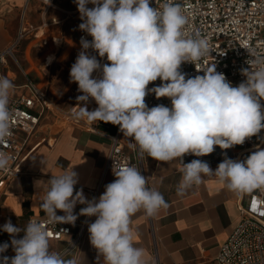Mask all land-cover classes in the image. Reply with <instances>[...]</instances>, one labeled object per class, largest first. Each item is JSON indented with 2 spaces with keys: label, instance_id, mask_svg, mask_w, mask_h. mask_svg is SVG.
Segmentation results:
<instances>
[{
  "label": "clouds",
  "instance_id": "clouds-1",
  "mask_svg": "<svg viewBox=\"0 0 264 264\" xmlns=\"http://www.w3.org/2000/svg\"><path fill=\"white\" fill-rule=\"evenodd\" d=\"M83 21L79 29L92 37L81 38L82 50L70 69V80L78 84V111L74 119L88 124L99 121L118 125L124 137L132 138L129 146L157 161L179 160L182 179L178 195L200 184L205 176H215L228 189L237 192L264 187V149H258L244 161L225 158L212 170L199 159L183 163L185 154L196 157L213 153L215 146L230 149L242 145L247 138L264 129V58L249 60L251 68L243 69L246 77L232 86L215 65L204 75L185 78L179 71L183 62L197 64L209 54L205 38L185 34L189 23L182 6L166 0L162 8L150 6V0H74ZM50 3V0H49ZM88 4L94 7H87ZM110 63L101 65L96 55ZM250 56L254 51L247 49ZM49 63L53 57H49ZM99 76L93 78V73ZM161 80L159 86L148 88ZM13 82L0 76V145L11 136L13 112L9 107ZM149 92L157 98L167 97L171 107L163 104L149 108L145 97ZM93 99L98 107L89 111L86 104ZM84 102L85 106H79ZM10 156L0 151V170L9 165ZM116 179L105 186L98 200H87L82 189L76 191L77 173L72 167L36 187L44 195L40 207L47 223L74 224L77 203L85 204L80 215L96 219L88 225L91 245L101 254L106 264H145L144 250L135 247L129 227L130 218L140 209L148 216L155 215L168 204L156 189L148 187V180L135 166H113ZM60 210L64 215H57ZM2 230L12 237L14 257H3L2 264H79L77 258L65 260L50 251L49 233L36 220L24 229L6 222ZM23 231L22 238L17 239ZM8 243L0 245V253Z\"/></svg>",
  "mask_w": 264,
  "mask_h": 264
},
{
  "label": "crops",
  "instance_id": "crops-1",
  "mask_svg": "<svg viewBox=\"0 0 264 264\" xmlns=\"http://www.w3.org/2000/svg\"><path fill=\"white\" fill-rule=\"evenodd\" d=\"M25 4L26 0H0V53L9 49L13 50V56H7L6 63H0V76L9 78L14 84V88L10 90V101L18 97L28 80H31L49 92L57 105L64 108L63 93H60L58 89V75L50 77L49 74L56 64L61 65L62 68L65 66L71 68L75 63L82 50L79 37L83 31L78 34V50L73 48L67 53L70 45L66 40L68 39L66 30L70 18L56 16L53 8L46 11L38 1H30L26 11ZM14 6H18L22 11L18 31L13 27L14 18L11 11ZM24 12L26 23L31 25H35L36 16H39L40 24L50 22L52 18L65 20L61 29L53 27L49 30L53 33H62L64 43L60 48L44 47L38 40H30L25 52V59L28 61L27 69L21 67L15 55L18 45L26 41V39L19 40ZM78 12L77 10L76 13ZM76 23L81 24L79 17L76 18ZM33 43L36 46L33 47ZM64 46L66 48L62 50ZM31 47L40 54L39 59H44L43 71L46 72L49 80L47 85H42L41 82L30 77L29 71L34 70L37 73L29 61L32 59L30 53L28 54ZM49 57H53L50 63ZM64 57L65 60H62ZM105 60L106 57L100 59L101 65ZM15 67L19 70H15ZM98 76L99 73L96 72L94 78ZM77 105L78 101L71 106V109H75L73 107ZM79 106L84 107V102H79ZM86 107L92 111L98 105L92 99L91 102H87ZM76 109L78 110V107ZM94 124L96 130L67 126L59 132L40 131L39 137L33 140L32 144H35L41 136L47 135V140L34 150L24 164L22 173L13 176L3 187L0 198V236L12 238L2 230L3 225L8 221L24 229L32 216L47 218L40 207L44 193L36 187L37 181L46 183L52 176H59L72 167L78 176L74 195L76 191L82 189L87 200L93 198L98 200L104 193L105 186L116 179L113 175L104 176L103 173L111 151L110 137L118 133L119 126L103 121ZM131 139L120 133V141L125 152L136 157V149L129 146ZM141 164L149 187L156 188L168 204L166 209L161 208L152 216V221L151 216H148L143 209L130 218L129 227L134 236L133 244L144 250L145 264H217L221 246L241 220L240 207L244 201L243 192L228 189L215 176H205L200 184H193L182 195H178L177 189L183 175L179 160L162 162L145 154L141 156ZM211 169L215 170L213 167ZM1 176L0 173V178ZM85 206L80 203L75 205L73 214L77 216V219L74 224H71L74 234L81 225L85 224L82 244L76 250L65 254L63 258L68 260L75 257L79 264H106L103 256L90 243L88 225L93 223L96 217L79 214L81 208ZM57 215H64V213L57 210ZM23 235L21 231L16 237L20 239ZM71 240V236H66L61 242L49 241L50 251L64 254Z\"/></svg>",
  "mask_w": 264,
  "mask_h": 264
},
{
  "label": "built area",
  "instance_id": "built-area-1",
  "mask_svg": "<svg viewBox=\"0 0 264 264\" xmlns=\"http://www.w3.org/2000/svg\"><path fill=\"white\" fill-rule=\"evenodd\" d=\"M30 1L33 0H26L25 11ZM34 1L40 2L46 11L55 6V0H50V3L49 0ZM165 2L166 0H150V6L162 8ZM172 2L180 4L184 15L188 17L189 23L185 27L186 36L205 38L209 44V54L196 65L191 62L181 64L179 71L185 74L186 79L197 75L203 76L205 70L215 65L216 71L223 73L232 86H238L246 80V77L242 75L243 69L255 70V65H250L248 61L254 57L264 58V0H172ZM87 7L92 8L94 5L88 4ZM25 20L24 12L19 40L35 39L44 47L60 48L63 45L62 33H53L49 30L53 27L61 29L65 20L52 18L50 22H44L39 27L26 23ZM80 21L82 23L81 19ZM81 38L91 41V36L86 32L81 34L79 42ZM80 48L82 49L81 43ZM247 49L253 50L254 56H250ZM9 55L13 56L12 49L0 53V63H6ZM160 84L161 80L158 78L151 82L148 88L151 89ZM145 103L149 108L159 104L171 107L169 98H157L151 92L145 97ZM260 103L264 111V101L261 100ZM9 107L13 112L11 136L7 138L5 144L0 145V151L8 154L11 159L8 167L0 170L2 175L0 198L6 183L13 176L22 173L24 164L34 150L47 140V135L41 136L35 144H32V141L39 137L42 126L46 125L45 120L54 121L51 126L56 125L55 127L58 128L61 127L59 122H63L68 126L84 130H96L95 124H88L85 120L73 118L72 113L78 111L76 108L65 110L59 107L49 92L31 80H28L23 87L22 93L9 102ZM120 133L119 129L117 134L110 137L111 151L104 167V176H114L113 166L128 164L138 168L145 177L141 154L137 149L136 157L125 152L120 141ZM258 149H264V129L247 138L242 145H235L230 149L215 146L211 154L201 157L185 154L182 161L186 164L193 159H199L216 169L225 156L233 160L244 161ZM243 200L240 207L241 220L231 236L221 246L217 264H264V187L243 192ZM31 220L39 221L44 225L49 233V241L61 242L66 236L72 237L62 257L82 244L85 224L81 225L74 234L71 224L68 223L49 224L47 218L36 216L30 217L28 222ZM11 239L0 236V245L9 244L7 251L0 253V264H2L3 257L10 259L15 255Z\"/></svg>",
  "mask_w": 264,
  "mask_h": 264
},
{
  "label": "rangeland",
  "instance_id": "rangeland-1",
  "mask_svg": "<svg viewBox=\"0 0 264 264\" xmlns=\"http://www.w3.org/2000/svg\"><path fill=\"white\" fill-rule=\"evenodd\" d=\"M55 6L56 8H53L54 12L56 13L55 15L58 17H69L70 20L67 22V30H66V34L68 39L66 38V40L69 42L70 48L68 50L67 53H69L71 51V49L75 48L78 50V34L81 32V30L79 29V25L76 23V18L79 17L80 13H76V11L78 10L76 3L74 2V0H56L55 2ZM11 14L13 16V23L15 27V30L18 31L19 30V22H20V18H21V14L22 11L20 10V8L18 6H14L13 10L11 11ZM39 17V16H38ZM38 17L36 16L37 21H34L35 25L34 26H39V25H43L40 24V19H38ZM72 25V26H70ZM70 26V28H69ZM73 26L74 29H73ZM71 29V31H69V29ZM17 37V36H16ZM16 39V38H14ZM92 40V37H91ZM30 39H26V41H22L18 47L15 49L16 53V57L20 62L21 67H23L24 69H27L28 67V61H26L25 59V52H26V48H27V44H30ZM32 46V45H31ZM36 46V44L33 43V47ZM31 47L30 52H28L29 55H31L32 59L29 60L32 64L33 69H36L37 73L34 72V70L29 71L30 72V77L34 80H36L37 82H41L42 85H47L49 81L48 77H46V72L43 71L44 69V65H43V61L44 59H39L40 54H38V52L36 51L35 48ZM66 47L64 46L62 48L65 49ZM89 54L90 55H96L97 59L100 61V57L98 56L97 53L93 52L91 49H89ZM38 59V60H37ZM65 60V57L62 59ZM49 62V60H48ZM107 59L105 60L104 64L107 63ZM70 63V61L68 62ZM65 65V64H64ZM70 67L65 66L64 68H62L61 65L56 64L52 70L50 71V77L51 76H56V74L58 75V89L59 92L63 93V105L65 110H70L71 106L77 101V97L82 95L83 93L78 91V84L75 82H72L70 80ZM15 70H19V68L17 69L15 67ZM96 72L93 73V78L95 77ZM47 79V80H46ZM91 98H89V102H91ZM262 101H264V99H262ZM52 119V118H51ZM54 120V119H53ZM49 121V122H48ZM54 122L52 120H45L44 123H46L45 126H42L41 130L43 132L45 131H49L52 130L53 132H58L60 129L67 127L68 125L65 123H60L61 127H55L54 125L51 126V123ZM47 131V132H48Z\"/></svg>",
  "mask_w": 264,
  "mask_h": 264
}]
</instances>
